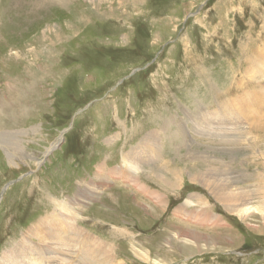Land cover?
<instances>
[{
    "label": "rangeland",
    "instance_id": "1",
    "mask_svg": "<svg viewBox=\"0 0 264 264\" xmlns=\"http://www.w3.org/2000/svg\"><path fill=\"white\" fill-rule=\"evenodd\" d=\"M263 55L264 0H0V255L54 217L69 220L66 234L77 223L95 236L108 264H264V198L237 215L200 182L223 176L253 194L264 185V78L252 75ZM223 91L229 114L219 108L210 124L242 122L239 144L189 130L175 148L176 125L159 124L191 129L188 116L214 109ZM250 92L263 96L252 106ZM149 132L155 168L138 170L151 201L117 179L96 185L97 168L121 163ZM199 209L212 217L199 221Z\"/></svg>",
    "mask_w": 264,
    "mask_h": 264
},
{
    "label": "bare ground",
    "instance_id": "2",
    "mask_svg": "<svg viewBox=\"0 0 264 264\" xmlns=\"http://www.w3.org/2000/svg\"><path fill=\"white\" fill-rule=\"evenodd\" d=\"M252 65H253L252 66L253 70L251 68L250 69L253 72L255 71V73L252 75H254V76L256 75V79L264 78V71H263L264 70V55H263V59L261 61H258V60L255 61V59H254V61L252 62ZM259 87H261L262 90H264V86H260V84H259ZM254 89H257V88H254ZM245 93H246V91L244 92V94ZM220 95H221V99H220L221 101L215 103L216 107L214 109L204 110L201 107H199L198 110L195 112L194 117L188 116L187 120L192 123V125L190 126L191 129H188L184 125L180 124L179 120H176V119L166 120L165 119L166 117H165L164 118L165 120L163 119L164 120L163 124L162 125L159 124L160 125L159 127L162 129L158 128V131H159V129L161 131L163 129L165 130L170 124L176 125L174 130H172L173 132L169 131L170 133H167L169 139H171V140H174L175 137H181L180 144H176L177 146L175 145L176 146L175 148H177V147L181 148L182 146L186 145V139H188L189 130L194 131L195 134H198L202 137L206 136V134H209L211 132L223 133L222 136L225 140H227L228 142L235 144V145L239 144L238 141H235L236 138L233 137L232 135H236V137H239L240 136L239 134L243 133L242 129L244 130V125H242V127H241L242 122L235 124V125H230V124L229 125H225V124L220 125L216 129H213V127L211 126L212 123L210 124V120L212 118H214L215 115H217V111L219 108L226 110L227 114H229V112L227 110L230 107L231 103L227 102V100L224 98V96H225L224 91L221 92ZM215 96H216V94H215ZM215 96H214V98H215ZM244 96H247L246 97L247 99L245 102L250 106L253 105L251 103L253 100L251 99L252 101L250 102V98L259 99V98L263 97L262 93H256V92H250ZM242 98H240L239 100H241ZM260 101H262V102L257 105V108H261L264 106V98L260 99ZM245 109H246V107H245ZM246 111H249V110H246ZM262 113H259L256 116V118H259V117L262 118V120L259 122L261 123L260 126H262L264 128V114H262ZM181 120H182V118H181ZM195 124H196V127L192 128L193 125H195ZM205 132H206V134H205ZM244 134H245V132H244ZM245 136H246V134H245ZM58 141L59 140H57L56 142H58ZM140 141H141V144H139L137 142L130 149H128L127 152L125 151L120 155L121 163H119L118 165H116V166L114 165V167L107 168V169H105L106 167L104 166V168L102 170L100 167H98L97 171H96L97 174L95 173L96 178H97L96 185H98V183L100 185H103L104 181H106V179H110V180H116L117 179L120 182H126V183L132 185L134 187L133 188L134 191L137 190L138 193H142L143 195L146 194L145 197L146 198L148 197V199H146V200L153 198L154 195H156V193L154 192V190H151L150 188L148 189V188L144 187L145 184H143L140 181L141 177L139 175L138 169L140 166L143 167V169L145 166L148 167L147 169L155 168V167L150 166L151 158L149 157V155L147 154L146 151H149L153 147L157 146L156 145V134L149 132ZM190 142L191 141H189V143ZM1 144L5 149H11V145H13L14 142H10L9 139L8 140L1 139ZM186 153H188V152L186 151ZM165 167H166V163L164 162L160 166V169L163 168L164 173H166ZM197 176L199 178L203 175L199 171ZM143 177H144V175H143ZM152 177L153 178L157 177V180L164 181L168 187H172L174 185L176 188V184H172L170 181L166 180L165 174H164V176H156V174H152ZM145 178L150 179L151 178L150 174L147 173L145 175ZM221 179H223L224 182L226 181V179L223 178V176H222V178H220V177L216 178L213 176L212 177L204 176L202 179H200L201 180L200 182L204 185V187L207 190H209L210 194L212 195V198H214L217 203L222 204L221 206L223 207V209H225L226 212H234L237 215H239V213L242 214V212L248 213V212H250V206H248V205H249L250 199L253 197V195L254 196L257 195V197L260 198L258 200H261V198H264V187H263L264 185L263 184H260V183L256 184L257 185V188H256L257 194H253L254 192H248L247 190L246 191H238V190H242V189L234 190V188H232L233 184L231 183L232 182L231 180H229L230 184H228V183H222ZM78 185H79L78 191L81 194H83L84 192L81 191L80 183ZM149 201H151V200H149ZM159 201L160 200L155 199L156 205L159 203ZM137 203H138V201H137ZM182 209L184 210V215H186V218H187V216L192 217V210H190V212L188 214L187 213L185 214L186 206H183ZM182 209L181 208L177 209V211H175V212L180 213V211H182ZM207 209H208V207H207ZM201 210L199 209V212H201ZM251 211H256V209H251ZM210 214L211 213L209 211H205L203 209V211L201 213H199V217H197V219L199 218V221L203 219V221H204V220L212 217V215H210ZM194 216H197V215H194ZM40 221L41 220L36 222L34 225L29 227L27 230L23 231L20 235V239L15 241L11 247L2 251V253L0 255V264H77V263H75V261L73 259L74 257H77V256L80 257L81 261L84 262L85 264H94L95 262H97L99 260L101 262H104L105 264L109 263L108 261H110V257H105V256H102L101 254H98L100 251L99 250V241L96 240V237L91 235L84 228L77 226L78 225L77 223L72 224V226H70L69 228H73V229H70L68 231V233L66 234L63 231L67 227L69 220L64 221V222H58L56 220V218L51 217L50 220H46L43 222H40ZM197 223H199V222H197ZM192 224H193V222H192ZM193 234L195 235V243L194 244L196 245L197 241L202 236H200L196 233H193ZM30 238H32V239L29 240V243H28V239H30ZM34 239H38V240H34ZM44 244L46 247L50 246L53 253L47 252L45 250V247H43ZM66 255H70L71 258L68 259L66 257ZM148 258H149L148 253L143 254L144 260H147ZM116 261L117 260H115V262ZM153 263L158 264V262L155 260L153 261ZM115 264H124V263L121 261H117Z\"/></svg>",
    "mask_w": 264,
    "mask_h": 264
},
{
    "label": "water",
    "instance_id": "3",
    "mask_svg": "<svg viewBox=\"0 0 264 264\" xmlns=\"http://www.w3.org/2000/svg\"><path fill=\"white\" fill-rule=\"evenodd\" d=\"M62 133H63V132H62ZM62 133H61V135H62ZM61 135H60V136H61ZM51 148H53V146H52Z\"/></svg>",
    "mask_w": 264,
    "mask_h": 264
}]
</instances>
